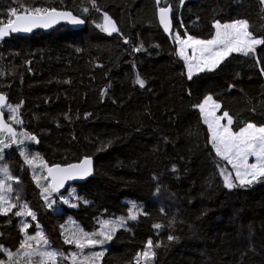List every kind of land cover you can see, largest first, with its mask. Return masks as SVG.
<instances>
[{"label":"trees","instance_id":"obj_1","mask_svg":"<svg viewBox=\"0 0 264 264\" xmlns=\"http://www.w3.org/2000/svg\"><path fill=\"white\" fill-rule=\"evenodd\" d=\"M95 4L0 0V26L14 19L13 8L20 14L25 8H55L85 21L79 31L61 26L0 40V93L12 106L22 102L23 123L12 126L38 141L5 149L0 165L7 164L19 178L23 199L49 244L70 253L75 245L64 243L62 225L96 232L99 221L127 216L128 200L143 208L142 214L103 244L99 264H134L149 239L162 245L154 249V264H264V180L224 186L221 169H231L213 150L195 107L211 95L219 115L232 117L233 132L247 123L264 126V45L251 56L232 54L216 71L189 80L173 39L174 32L211 39L215 21L237 19H247L250 31L264 38V6L259 0H162L159 7L172 6L170 39L159 26L154 0ZM105 13L118 28L111 35L98 27ZM141 44L144 50L135 52ZM137 73L146 81L144 88L135 84ZM6 121L11 123L7 116ZM19 147L39 154L47 166L90 157L94 176L64 194L54 193L49 208ZM73 190L82 199L69 197L64 203L61 196ZM19 223L13 213L0 215V244L12 251L24 238ZM169 235L177 239L168 241Z\"/></svg>","mask_w":264,"mask_h":264},{"label":"snow or ice","instance_id":"obj_2","mask_svg":"<svg viewBox=\"0 0 264 264\" xmlns=\"http://www.w3.org/2000/svg\"><path fill=\"white\" fill-rule=\"evenodd\" d=\"M162 0H156L157 5H160ZM92 7L96 8L95 0H91ZM183 4L184 0H180ZM264 5V0H260ZM99 9H97L98 11ZM89 9L85 7L83 12L87 13ZM172 6H160L158 8L159 22L163 26L165 32H170L172 27L171 18ZM10 17L6 24L0 26V40L16 32H31L36 27H51L60 20H66L73 25L82 24L85 21L71 12H58L55 8L41 9L35 8L29 11L24 9V13H18L17 9L13 8L9 13ZM105 23L102 30L109 35L117 32L118 28L114 21L104 14ZM215 34L211 39H197L194 36L184 33L182 38L179 33L175 35V40L179 44L177 54L185 61L187 69V77L192 80L194 75L203 72H213L221 67L228 58L236 53L244 56L256 54L257 47L264 45V38H258L250 31V23L247 19H237L231 23L221 24L219 21L213 23ZM129 41L125 39V43ZM191 49L192 55H188V50ZM143 45L135 47V52L143 51ZM260 62L259 60L257 61ZM264 74V73H262ZM135 84L141 88L145 87L146 81L137 73ZM19 105L12 106L6 102V96L0 93V109L7 107L12 123L5 122L3 112L0 111V161L4 159V150L11 147L13 144L18 146L25 145V141H37L34 135L21 131L16 132L13 124H22L20 119ZM203 117L204 124L207 125L210 134L209 142L215 149L216 155L223 160H226L231 165L235 175L231 171L221 169L220 174L224 179V186L228 189L236 187H248L254 183L264 180V126H256L254 123H247L240 128L238 132H233L231 125L233 124L232 117L227 113H223V117L216 115V110L220 105L213 100L211 95L204 97L203 101L196 105ZM222 118H227V124H221ZM6 134V135H5ZM19 153L24 158L25 164L34 166L36 161L47 168L48 177L51 179L47 185L41 184V180H48V177L34 176L37 186L41 188V195L47 207L51 208L55 201L52 198L54 193H58L61 188L65 187L67 181L83 180L92 174V160L90 157H85L80 163L68 164L64 167L60 165L47 166L39 156V154H30L25 150V147H19ZM249 157H255V163H249ZM175 171V165L173 166ZM19 183V178L14 177L7 164L0 165V215L8 216L13 213L16 217H31L36 220V213L31 209L27 202H21L19 194L16 193V199L13 202L11 195L15 192L14 185L11 183ZM70 197L77 200L79 197L75 190L69 192ZM64 203H69V200L61 196ZM85 204L89 203L83 200ZM76 207V204H72ZM13 209H18L13 212ZM165 210L162 208L161 212ZM142 214L140 208L134 202L128 209V216L117 217L114 220L99 221L100 228L96 232H85L80 229L79 232H73L70 236H65V244H74L78 251L63 253L56 250H51L49 241L43 231L39 230V224L36 225L37 231L34 235L28 234L30 223L21 220L20 232L23 239L20 241L19 247L12 251L0 244V252L4 253L7 259L0 258V264H58L60 261H69L70 264H97L99 259L104 255L103 251L92 252L89 255H83L84 249L103 245L106 241L111 240L113 233L120 228L126 227L127 221H135L138 215ZM174 222V219L173 221ZM10 223V221H9ZM63 228V225L61 226ZM154 228L160 229L162 225L154 224ZM63 235V233H62ZM168 241L177 239L174 235L168 236ZM35 242V243H33ZM161 243L153 244L149 239L142 251H137L134 257V264H154L156 252L155 248H160ZM34 259V258H37Z\"/></svg>","mask_w":264,"mask_h":264},{"label":"rangeland","instance_id":"obj_3","mask_svg":"<svg viewBox=\"0 0 264 264\" xmlns=\"http://www.w3.org/2000/svg\"><path fill=\"white\" fill-rule=\"evenodd\" d=\"M177 33L176 32H174L173 33V39L175 40V35H176ZM182 38H185L184 36L182 37ZM175 43H176V47H177V50H178V48H179V44L176 42V40H175ZM178 55V54H177ZM188 55L189 56H191L192 55V52H191V49H189L188 50ZM178 57H179V55H178ZM180 58V57H179ZM183 62H184V65H185V61L182 59V58H180ZM185 69H186V65H185ZM186 74H187V69H186ZM4 114L7 116V119H8V121L9 122H11L12 123V121L10 120V113H9V111H8V109H7V107L6 108H4ZM200 115H201V113H200ZM216 115L218 116V117H223V115H219V109H217L216 110ZM201 118H202V120H203V117H202V115H201ZM220 123L221 124H224V125H226L227 124V118H222L221 119V121H220ZM206 125V124H205ZM206 127H207V125H206ZM207 129H208V127H207ZM27 146V145H26ZM212 148H213V146H212ZM213 150L215 151V149L213 148ZM27 152H29L28 150H26ZM30 154H33L34 155V153H31V152H29ZM216 153V152H215ZM227 164H228V162L226 161V160H224ZM248 162L249 163H255L256 162V159H255V157H249V159H248ZM27 165V164H26ZM29 168H31V171H32V174H33V178H34V176H41V177H46V176H44L43 175V172H42V170H43V167H42V164L40 163V161H36V163H35V165L34 166H29V165H27ZM228 166L230 167V169H231V171H232V173H233V175H235V173H234V171L232 170V167H231V165L230 164H228ZM18 178V177H17ZM35 180V179H34ZM36 181V180H35ZM11 183H13V185H14V189H15V192L11 195V199H12V201L14 202L15 201V199H16V193H18L19 194V197H20V200H21V202H25L24 201V199H23V190H22V188H21V186L18 184V183H15L14 181H12ZM47 183H48V180H46V182H45V180L44 179H42L41 180V184L42 185H44V186H46L47 185ZM37 184V183H36ZM70 196L68 195L67 197H64V198H66V199H68ZM63 200V199H62ZM69 200V203H70V199H68ZM45 202V201H44ZM127 202V204L131 207V205H130V203L131 202H133V201H125L124 203H126ZM140 209H141V207H140ZM143 209V208H142ZM142 209H141V211H142ZM16 210H18V209H15V211ZM128 216V215H127ZM127 216H125V218L127 217ZM19 219H20V223H19V227L21 226V220H23V221H25V222H28V223H30V225L32 226V225H34V227H35V229H32L31 228V226L29 227V229L27 230L28 231V234H30V235H34L35 234V232L37 231L36 229V225L38 224V222H32V221H30L29 219L31 218V217H23V218H21V217H18ZM31 220H32V218H31ZM132 222V220H128L127 221V225L129 224V223H131ZM121 228V227H120ZM30 229H32V230H35L34 231V233H31L29 230ZM39 230H41V228L39 229ZM79 227H77V226H75V225H73V224H68V225H64L63 226V233H64V235L65 236H70L73 232H79ZM42 231V230H41ZM116 232V231H115ZM114 235V234H113ZM23 236V235H22ZM33 243H35V242H33ZM109 244V241L106 243V246ZM102 246H104V245H97V246H95V247H91V248H86V249H84V253H92V252H99V251H102V250H104V248H102ZM49 247H50V249L51 250H56L55 248H53L50 244H49ZM57 251V250H56ZM74 251H78L77 249H76V247H75V249L74 248H72L71 250H70V252H74ZM84 255V254H83ZM83 255L81 256V257H79L80 259H82L83 258ZM89 255V254H88ZM5 259H7V257H5ZM34 259H37L38 260V257L37 258H34ZM58 264H70V262L69 261H60L59 259H58ZM97 264H99V262H97Z\"/></svg>","mask_w":264,"mask_h":264},{"label":"water","instance_id":"obj_4","mask_svg":"<svg viewBox=\"0 0 264 264\" xmlns=\"http://www.w3.org/2000/svg\"><path fill=\"white\" fill-rule=\"evenodd\" d=\"M154 2H155V4H156V6L159 8V5H157L156 0H154ZM259 2H260V0H259ZM263 6H264V5H263ZM57 11H58V12H70V11H66V10H57ZM72 14H73V13H72ZM170 15H172V12H171ZM14 19H15V17H14ZM14 19H13V20H14ZM157 20H158L159 26H160V28L162 29V31L164 32V34H165L168 38L171 39L173 26L171 27L170 32H165V31H164L163 26H162V25L160 24V22H159V13H158V9H157ZM61 26H62V27H67V28H69V29L72 30V31H79V30L84 29V27H85V22L82 23V24L73 25V24L69 23V22L66 21V20H60L58 23L53 24L51 27H48V28H44V27H36V28H33L31 32H23V31H21V32L11 33V35H9V36L20 37V38H28V37H30V36H32L33 34L38 33V32H45V33L53 32V31L57 30L58 27H61ZM113 33H115V32H113ZM113 33H111V34H113ZM9 36H8V37H9ZM6 102H7V99H6ZM4 108H6V107H4ZM4 108H3V109H0V111H2L3 114H4ZM3 118H4L5 122H7V121H6V116H5V114L3 115ZM7 123H8V122H7ZM84 159H85V158H84ZM91 160H92V159H91ZM81 161H82V160H81ZM81 161H80V162H81ZM80 162H78V163H80ZM75 164H77V163H75ZM49 167H51V166H49ZM61 167H64V166H61ZM45 173H46V177H48V172H47V168H46V167H45ZM93 176H94V162H93V160H92V174H91L90 176H88L87 178H85V179H83V180L67 181V182L65 183V187H64V188H61L60 191H59L58 193H59V194H64V193L66 192V190H67L70 186H75V185H81V184H84V183H86L88 180H90L91 178H93ZM50 179H51V178L48 177V181H49Z\"/></svg>","mask_w":264,"mask_h":264},{"label":"flooded vegetation","instance_id":"obj_5","mask_svg":"<svg viewBox=\"0 0 264 264\" xmlns=\"http://www.w3.org/2000/svg\"><path fill=\"white\" fill-rule=\"evenodd\" d=\"M29 220L32 221V222H37V220H31V218H30ZM19 221H20V219H19ZM31 228H32V229H35L34 225H32ZM36 230H37V229H36ZM34 231H35V230H33V233H34ZM2 256H4L3 253H1V257H2ZM2 258H5V256L2 257Z\"/></svg>","mask_w":264,"mask_h":264},{"label":"crops","instance_id":"obj_6","mask_svg":"<svg viewBox=\"0 0 264 264\" xmlns=\"http://www.w3.org/2000/svg\"><path fill=\"white\" fill-rule=\"evenodd\" d=\"M175 41V40H174ZM234 54H236V53H234ZM198 74H200V73H198ZM198 74H196V75H198ZM196 75H194V76H196ZM220 109V108H219ZM231 127V126H230Z\"/></svg>","mask_w":264,"mask_h":264}]
</instances>
